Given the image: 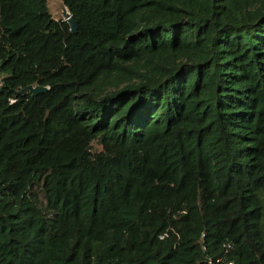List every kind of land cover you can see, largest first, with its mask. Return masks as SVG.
<instances>
[{
  "label": "trees",
  "instance_id": "trees-1",
  "mask_svg": "<svg viewBox=\"0 0 264 264\" xmlns=\"http://www.w3.org/2000/svg\"><path fill=\"white\" fill-rule=\"evenodd\" d=\"M61 2L0 0V264H264V0Z\"/></svg>",
  "mask_w": 264,
  "mask_h": 264
},
{
  "label": "water",
  "instance_id": "water-1",
  "mask_svg": "<svg viewBox=\"0 0 264 264\" xmlns=\"http://www.w3.org/2000/svg\"><path fill=\"white\" fill-rule=\"evenodd\" d=\"M61 15H62V19H65L68 23L69 26V30L71 32H74L76 29V25L75 22L73 21V19L70 17L69 12L67 10V8L64 6L62 7L61 10ZM45 89V86L42 85H38V84H26L25 86L21 87L18 89V93H21L24 90L29 91L31 94H36L37 92L43 91Z\"/></svg>",
  "mask_w": 264,
  "mask_h": 264
},
{
  "label": "built area",
  "instance_id": "built-area-1",
  "mask_svg": "<svg viewBox=\"0 0 264 264\" xmlns=\"http://www.w3.org/2000/svg\"><path fill=\"white\" fill-rule=\"evenodd\" d=\"M1 79H0V86H1ZM9 101L12 100V98H8ZM204 261L206 264H235L234 260L230 257H228L226 254L223 255H217L214 258L205 257Z\"/></svg>",
  "mask_w": 264,
  "mask_h": 264
},
{
  "label": "rangeland",
  "instance_id": "rangeland-1",
  "mask_svg": "<svg viewBox=\"0 0 264 264\" xmlns=\"http://www.w3.org/2000/svg\"><path fill=\"white\" fill-rule=\"evenodd\" d=\"M48 9L54 18H61V10L64 7L61 0H46Z\"/></svg>",
  "mask_w": 264,
  "mask_h": 264
}]
</instances>
